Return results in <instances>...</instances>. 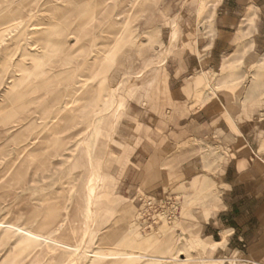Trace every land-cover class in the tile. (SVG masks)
<instances>
[{
  "label": "rangeland",
  "instance_id": "374dc122",
  "mask_svg": "<svg viewBox=\"0 0 264 264\" xmlns=\"http://www.w3.org/2000/svg\"><path fill=\"white\" fill-rule=\"evenodd\" d=\"M225 1L237 12L233 14L237 24L231 30L230 44L215 48L214 53L219 54L215 65L196 74V86L201 87V93L195 95L196 107L207 103L211 113H220L232 131L233 117L259 123L257 161L262 165L264 49L255 51L251 38L262 17L250 4ZM219 3L0 0V220L37 230L55 212L53 227L40 230L85 250L125 246L146 255L194 259L187 264H250L233 251V243L226 244L230 230L206 236L204 222L220 209L219 189L213 179L198 175L175 184L169 178L156 191L157 176L138 172L139 157H131V147L138 142L126 143L124 134L129 130L123 131L120 125L132 101L147 98L152 106L158 97L159 102H167L168 95H140V91L165 84L170 65L166 61L175 60L186 47L192 49L182 39L195 42L202 31L214 37V9ZM181 6L190 7L194 14H178ZM188 18L195 21L194 35L181 29ZM123 23L134 37L117 46L115 33ZM172 30L175 35L170 40ZM164 44L168 47L165 54ZM108 46L121 47L111 65L99 58ZM194 48L201 57L200 49L205 51L208 46H200L199 52ZM21 76L27 78L29 89L15 93ZM194 152L200 153L209 171L226 157L216 141L201 144ZM87 188L92 193L91 225ZM147 200L152 206L146 205ZM2 228L0 264H172L147 256L103 262L50 243L24 240ZM128 229L141 241L138 247L122 241ZM202 256L215 260L205 263Z\"/></svg>",
  "mask_w": 264,
  "mask_h": 264
},
{
  "label": "crops",
  "instance_id": "0c3cea01",
  "mask_svg": "<svg viewBox=\"0 0 264 264\" xmlns=\"http://www.w3.org/2000/svg\"><path fill=\"white\" fill-rule=\"evenodd\" d=\"M234 1L258 8L262 19L256 24L251 38L254 50L262 51L264 0ZM227 5L225 0H220L214 9L213 38L202 31L195 42L192 38L182 39L183 44L192 49L186 47L175 60L166 61L170 65L165 84L140 91V95H168L167 102H159L158 97L150 103L152 106L148 105L147 98L141 97L140 103L132 101L127 117L120 125L124 127L123 131L127 128L130 131L124 134L126 143L138 142L131 147V157H139L138 172L157 176L156 191L162 190L169 178H174L175 184L191 181L198 175L212 178L219 189L220 209L204 222V230L208 231L206 236L213 237L230 230L226 244L233 243V251L241 256V260L244 258L250 264H264V160L259 165L256 145L259 123L233 117L235 131H232L220 113H211L207 103L196 107L199 102L195 101V95L201 93V87L196 86L195 81L197 72L203 67L212 68L215 65L213 63L219 56L214 53L215 48L229 45L234 34L231 30L237 24V16L233 14L237 12ZM190 11L194 14L188 6L176 10L181 15ZM185 21L181 29L194 35L195 21L189 18ZM198 30H202L201 25ZM200 46H208L205 51L200 49L203 53L201 57L194 48L199 52ZM136 126H139L138 132L131 134ZM212 141L218 143L226 157L215 170L209 171L203 166L205 163L200 153L195 154L194 151L201 144ZM142 188L147 190V187ZM224 222L238 224L228 227L222 224ZM243 223L246 225L242 226Z\"/></svg>",
  "mask_w": 264,
  "mask_h": 264
},
{
  "label": "bare ground",
  "instance_id": "6f19581e",
  "mask_svg": "<svg viewBox=\"0 0 264 264\" xmlns=\"http://www.w3.org/2000/svg\"><path fill=\"white\" fill-rule=\"evenodd\" d=\"M70 4H73V3H70ZM124 25L125 24L123 23V25L120 26L119 29L115 33L114 43L117 42V46L119 44H121L122 46L126 45L127 43H129L130 41H132V38L134 37L131 34V32L128 31L129 30V27L127 29L126 26H124ZM174 35H175V31L172 30L169 39L172 40L173 37H174ZM120 48L119 47L118 48H115L114 46H108L106 49L102 50L101 54L99 55V58H101V60L104 63H107V64L111 65V63H113L116 60L117 53H118V50ZM167 50H168V47H167L166 44H164L163 47H162V53L165 54L167 52ZM262 59H264V53L262 55ZM164 60H165V58H164ZM40 61L42 63H44V60H40ZM41 62H39V64H41ZM26 79L27 78H24L23 76H21L20 79H19V81H17L15 83V86H14L15 87V89H14L15 93H21L24 88H26V87L28 88L27 80ZM0 81H1V79H0ZM77 90H79V89H77ZM7 105H8V103H7ZM53 105H54V103H53ZM59 112L60 111H58L57 114ZM56 115L54 117H56ZM89 163H90V161H89ZM90 167H91V164H90ZM85 198H86L85 200H86V206H87L86 208L89 211V219H90V225H91V223L93 221V215H92V209H91L92 193L89 190V188H87V190H86ZM56 215H57V213L51 212L45 219H43L40 222L39 229H37V230H35L33 228L26 227V226H22L20 224H17V223L11 222V221L8 222V221H4V220H0V228L3 227L2 229L4 231L9 232V233H16V234L22 236L24 240L33 241L36 244L37 243L38 244L39 243H50V244L57 245V246L61 247L63 251H67V250H70L71 249L73 251V254L76 255V256L77 255H81V256H85V257L87 256L86 258L100 260V261H103V262H105V261H107V262L108 261H117V260H119V261L135 260V259H140V258H142L144 256H147L148 258H150L152 260H156V261H166V262H169V263H172V264H180V263H184V264L186 263L187 264L190 261L194 260V259L190 258L189 256H185V257L182 258L180 256H174V255H169V256L150 255V254L146 255L144 253H140V252H137V251L126 250L124 248L125 246L122 247V249H119L116 246H114V247H108V248L97 247V248L92 249V250H85V248H83L82 246H78V245H74V244H68V243H65V242H62V241H59V240H55V239L49 237L48 235H46L44 232L41 231L42 229H47V228L53 227V225H54V223L56 221V218H57ZM2 224H6V226H3ZM132 231H134V230L128 229L127 234L124 237L125 240L122 239V241H124V242L128 241V242H130V244H135V246L133 247V248H135V247H138L140 245L141 241L136 237V235H134V232H132ZM211 243L216 244V243H218V241L212 240ZM200 260L202 262H205L206 263L208 261L213 262L215 259L214 258H209L208 256H204V257L202 256V258H200Z\"/></svg>",
  "mask_w": 264,
  "mask_h": 264
},
{
  "label": "built area",
  "instance_id": "2783aa9c",
  "mask_svg": "<svg viewBox=\"0 0 264 264\" xmlns=\"http://www.w3.org/2000/svg\"><path fill=\"white\" fill-rule=\"evenodd\" d=\"M151 202H152V201L147 200V201H146V205H147V206H152V203H151ZM155 208H156V207H155ZM171 214H172V213H171Z\"/></svg>",
  "mask_w": 264,
  "mask_h": 264
}]
</instances>
